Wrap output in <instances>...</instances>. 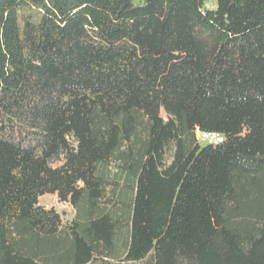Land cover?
Segmentation results:
<instances>
[{
	"label": "trees",
	"instance_id": "1",
	"mask_svg": "<svg viewBox=\"0 0 264 264\" xmlns=\"http://www.w3.org/2000/svg\"><path fill=\"white\" fill-rule=\"evenodd\" d=\"M208 1L0 0V264H264V0Z\"/></svg>",
	"mask_w": 264,
	"mask_h": 264
},
{
	"label": "rangeland",
	"instance_id": "2",
	"mask_svg": "<svg viewBox=\"0 0 264 264\" xmlns=\"http://www.w3.org/2000/svg\"><path fill=\"white\" fill-rule=\"evenodd\" d=\"M207 7L214 8L215 3L212 0H209ZM173 142L174 139H171L165 144L166 153L164 155L163 162L167 164L166 166L170 164V158L172 156V152L174 151L172 147ZM39 203L41 206H44L48 209H55L66 221L72 219L73 212L70 204L60 202L57 195L55 194H46L42 196L39 199ZM90 264H155V254L154 251H152L144 260L135 263H116L106 259L95 258Z\"/></svg>",
	"mask_w": 264,
	"mask_h": 264
},
{
	"label": "built area",
	"instance_id": "3",
	"mask_svg": "<svg viewBox=\"0 0 264 264\" xmlns=\"http://www.w3.org/2000/svg\"><path fill=\"white\" fill-rule=\"evenodd\" d=\"M199 140L209 145H218L224 141V137L217 133L198 132Z\"/></svg>",
	"mask_w": 264,
	"mask_h": 264
}]
</instances>
